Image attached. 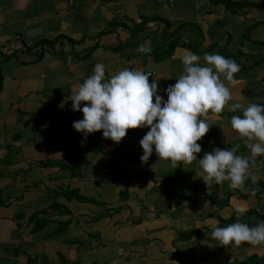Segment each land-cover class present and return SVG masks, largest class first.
Instances as JSON below:
<instances>
[{"label":"crops","instance_id":"0c3cea01","mask_svg":"<svg viewBox=\"0 0 264 264\" xmlns=\"http://www.w3.org/2000/svg\"><path fill=\"white\" fill-rule=\"evenodd\" d=\"M234 1L244 4L240 12L212 0H0V189L10 197L0 207V261L229 264L264 258V246L225 248L211 237L213 225L220 227L238 207L264 214V156L250 167L243 190L231 189L229 181L207 189L196 178L197 161L174 169L155 151L141 161L139 141L148 127L128 130L119 143L102 131L85 137L73 128L83 113L72 110L70 98L98 61L106 78L123 68L151 72L149 82L158 83L166 100L186 53L199 55L201 64L205 53H218L240 69L225 81L230 104L264 106V0ZM141 45L151 52H138ZM230 104L218 116L209 113L212 126L198 141L197 159L237 144L238 155H250L231 129L230 118L242 113L230 111ZM54 202L72 213H54ZM39 209L50 221L36 231L31 216ZM65 220L68 226L57 232ZM191 231L197 234L184 235Z\"/></svg>","mask_w":264,"mask_h":264},{"label":"clouds","instance_id":"9594fccd","mask_svg":"<svg viewBox=\"0 0 264 264\" xmlns=\"http://www.w3.org/2000/svg\"><path fill=\"white\" fill-rule=\"evenodd\" d=\"M141 53L151 48L141 45ZM194 53L182 58L183 73L174 85L165 91L167 99L158 94L159 85L149 82L150 73L140 69L123 68L106 78L103 62H97L93 73L79 84L71 96L72 110L81 111L83 119L73 122V128L86 137L102 131L104 138L119 143L130 129L150 130L139 141L143 149L140 157L147 163L153 151L158 161H170L174 169L181 164L197 161L196 178L208 189L229 181L233 190H243L249 178L250 167L258 156H264V106L233 101L231 89L225 81L232 82L239 66L230 58L218 53H205L204 63ZM83 102V107L81 104ZM230 104V111L241 112L230 118V126L244 140L249 156L238 155L240 145L232 148H214L197 159L202 151L198 143L209 131V113L221 114ZM255 180V177H251ZM208 203H204L207 208ZM236 221L225 226L213 225L211 237L218 246L239 247L242 244L264 246V221L255 226L241 222L246 209L238 207Z\"/></svg>","mask_w":264,"mask_h":264},{"label":"trees","instance_id":"16d2710c","mask_svg":"<svg viewBox=\"0 0 264 264\" xmlns=\"http://www.w3.org/2000/svg\"><path fill=\"white\" fill-rule=\"evenodd\" d=\"M212 2L214 4H219V3L225 4L226 7L234 13L240 12L242 10L241 6L244 5L242 3H238L237 1H234V0H212ZM176 42H177V40H176ZM33 45L36 46L35 48H38L39 44H37V43L31 44L30 47H32ZM2 84H3V80H2V76L0 74V88H1ZM61 165H64V164H61ZM252 181L253 180L250 178L248 180V183L252 182ZM261 185L264 187V182L261 183ZM66 191H68V189ZM80 199L85 200L86 198L80 197ZM9 201H10V197L8 195H5L4 191L0 189V207L10 203ZM91 201H92V199H91ZM52 209H53L54 213H62V214H66V213L71 214L72 213L70 209H68L66 206H64L58 202H54L52 204ZM49 217H50V215L47 214L44 210H41V209L36 210L31 216V219L33 220V223H34L33 229L38 231L41 228H43L50 221ZM236 219H237L236 212H234L230 218H227V219L221 218L220 227H225V226L235 222ZM240 219H241V222L247 223L249 226H255L258 222L264 221V214L259 212L258 210L254 209V208H251V209L246 210L244 215ZM68 223H69V220L59 221L57 232H62L64 230L63 228L68 226ZM189 234L193 235V234H197V232L191 231V232H187V234L184 233V235H189ZM242 245H249V244L245 243ZM28 263L29 264H34V263L38 264V261L33 259V258H29ZM252 263H258V264L263 263L264 264V258L259 257L258 255H253L244 261H240L237 263L236 262L235 263H229V264H252Z\"/></svg>","mask_w":264,"mask_h":264},{"label":"rangeland","instance_id":"374dc122","mask_svg":"<svg viewBox=\"0 0 264 264\" xmlns=\"http://www.w3.org/2000/svg\"><path fill=\"white\" fill-rule=\"evenodd\" d=\"M0 263L1 264H10L11 262L8 259H3V260L0 261Z\"/></svg>","mask_w":264,"mask_h":264},{"label":"built area","instance_id":"2783aa9c","mask_svg":"<svg viewBox=\"0 0 264 264\" xmlns=\"http://www.w3.org/2000/svg\"><path fill=\"white\" fill-rule=\"evenodd\" d=\"M150 73V72H149ZM151 74V73H150ZM161 93H163L162 91H161Z\"/></svg>","mask_w":264,"mask_h":264}]
</instances>
